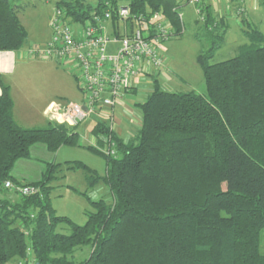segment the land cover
Returning <instances> with one entry per match:
<instances>
[{
	"label": "trees",
	"instance_id": "1",
	"mask_svg": "<svg viewBox=\"0 0 264 264\" xmlns=\"http://www.w3.org/2000/svg\"><path fill=\"white\" fill-rule=\"evenodd\" d=\"M105 1L121 0H59L57 6L83 21ZM127 1L135 12L161 10L176 35L183 34L176 0ZM205 15L210 48L198 61L206 93L156 84L141 104L138 135L117 137V157L88 146L106 157L104 178L80 161L47 163L37 181L15 178L16 162L29 158L32 146L55 152L78 145L79 135L61 124L19 125L11 88L0 77V264H264V33L246 29L249 42L237 55L211 63L228 26L207 5ZM27 38L18 6L0 0V50L19 51ZM64 165L83 169L90 187L103 180L113 195L111 203L92 201L95 210L86 211L83 225L58 215L51 204L56 172ZM7 180L39 190L22 195L6 188ZM86 246L88 257L76 262L75 253Z\"/></svg>",
	"mask_w": 264,
	"mask_h": 264
},
{
	"label": "rangeland",
	"instance_id": "2",
	"mask_svg": "<svg viewBox=\"0 0 264 264\" xmlns=\"http://www.w3.org/2000/svg\"><path fill=\"white\" fill-rule=\"evenodd\" d=\"M58 1L12 0L18 6L20 20L28 32L27 43L20 50L24 55L21 56V64L17 74L13 77L12 86H10L16 99V101L14 100L16 103V121L23 127L47 128L54 125L55 123L44 114V110L52 102L80 101L77 82L70 71L62 67L53 58L29 53L31 47L45 44L52 35L50 19L57 9ZM89 1L96 3L97 0ZM127 2V0L120 1V3ZM241 6L246 13L244 2ZM239 7L240 5L236 2H226L225 5L218 8V11L227 19L229 28L223 45L214 52L210 59L211 63L224 61L237 55L240 46L249 42L245 33L246 29H258L264 33V9L261 7L257 11L253 10V15L245 14V20L243 15L238 14ZM182 11L185 26L183 34L174 35L159 46L160 52L167 58L168 65L157 76H140L132 79L129 85L135 87L136 90L134 92L129 91L123 98L118 99L119 105L127 106L131 110L128 114L130 118L124 124L128 125V128L124 127L130 130L128 134L133 139L138 135L141 128L143 116L141 104L147 100L156 84L161 90L172 92L194 91L205 94L207 91L198 55L209 50L210 39L204 35L206 31L204 22L199 20L195 6L192 4L183 5ZM113 48V45L109 46V49ZM124 118H126L125 115ZM91 126L92 120H89L78 128H74L79 135L78 145H63L62 149L61 146L55 151V154L60 152L56 162L51 158V160L41 158L40 149H34L29 165H27L28 161L18 160L19 162H16L17 172L30 177L29 179H36L42 177L43 172L47 169V163L64 164L66 161H80L104 178L107 171L106 157L90 150L87 145H83V136L89 133ZM128 134L126 132L125 135ZM56 175L60 177L53 182L51 204L59 215L68 216L77 224H85L84 211L86 209L95 210L92 201L104 199L111 203L113 200L110 187L103 180L93 187L89 186L83 169L68 171L64 165L62 171H57ZM61 175L65 176L61 177ZM71 187H74L77 192L72 191ZM73 195L81 198V203L72 199ZM83 205L89 207L83 208ZM62 226L64 232H70L68 225ZM261 252L264 254V231L261 232ZM89 253L90 247H83L75 253L73 259L76 262L81 261L88 257Z\"/></svg>",
	"mask_w": 264,
	"mask_h": 264
},
{
	"label": "built area",
	"instance_id": "3",
	"mask_svg": "<svg viewBox=\"0 0 264 264\" xmlns=\"http://www.w3.org/2000/svg\"><path fill=\"white\" fill-rule=\"evenodd\" d=\"M208 1L176 0L182 32L185 30L182 6L194 5L199 20L205 22ZM243 2L239 0V15L245 12ZM50 24V40L31 47L29 53L53 58L70 71L82 99L52 102L45 114L55 124L75 129L92 120V132L83 136V144L115 158L119 154L118 99L134 88L129 85L132 79L157 76L164 70L168 61L159 46L176 35V31L161 10L135 12L128 2L114 5L105 1L100 12L93 11L83 21L70 19L66 10L57 6ZM110 45L114 48L109 49ZM5 187L22 195L39 190L34 185L16 186L11 180L5 182Z\"/></svg>",
	"mask_w": 264,
	"mask_h": 264
},
{
	"label": "crops",
	"instance_id": "4",
	"mask_svg": "<svg viewBox=\"0 0 264 264\" xmlns=\"http://www.w3.org/2000/svg\"><path fill=\"white\" fill-rule=\"evenodd\" d=\"M226 2H234V3L236 2L237 4H239V0H230V1L229 0H209L207 2V6L209 7L210 11L215 16L224 17V15H222L218 11V8L223 6V5H225ZM244 4L246 6V13H245L246 15H247V13H250L251 15H253L254 13L252 11L253 10L257 11L261 7L264 9V0H244ZM224 19L227 22V19L225 17H224ZM227 26L229 28V23L228 22H227ZM50 38H51V35H50ZM50 38L47 40V42L50 40ZM21 56H23V53H21L20 50L19 51H1L0 50V77H1V79H2L4 84L12 86L11 84L13 82V77H15V75L17 74L19 65L21 64V59H22ZM160 73H162V71ZM135 90H136V88L134 87L130 91L134 92ZM1 93H2V86L0 85V94ZM12 93H13V89H11V95H12L13 99L16 101L15 96ZM79 95H80V99L79 100H81L82 98H81L80 92H79ZM15 101H14V103H15ZM45 110H44V114H45ZM129 111H131V110H129V107H127V106L118 105V107H117V114H118V133H117V136L122 138L125 141H129V140L133 139L128 134V132H130V130L127 129L128 125L127 126L124 125L125 122H127V119L130 118L128 116ZM124 115H125L126 118H124ZM14 118L16 120V103H15V106H14ZM128 121L132 122L131 120H128ZM124 126H126L127 128H125ZM26 128H29V127H26ZM91 128H92V126H91ZM89 132L91 134L92 131H89ZM126 132H127L128 135H125ZM84 145H86V144H84ZM62 148H63V146L61 147V149ZM34 149H40V153H41L40 156H42L41 158H43V159L44 158L46 160H51L52 159V160H54V162H56V160H58L60 152L55 154V152L50 151L44 144L38 143V144H35L34 146H32V148H31V156L29 158H27V159H20V161H28L27 165H29L31 163V161H32V153H33ZM52 155H54V156H52ZM18 162L19 161H17V163ZM12 175L15 178H17L19 181H23V182H33V181H37V180L40 179V177L36 178V179H29L30 177L21 175L20 173L17 172L15 166H14V168L12 170ZM71 189H72V191L77 192V190L74 187H71ZM72 199L77 201V203H81V198H79L78 196H74L73 195ZM89 199L91 200V198H89ZM87 207H89V206L88 205H83V208H87ZM86 211H88V210L86 209L84 211L85 216H86ZM62 216H65V215H62ZM86 220H87V217H86ZM16 263L17 262H15L14 264H16Z\"/></svg>",
	"mask_w": 264,
	"mask_h": 264
}]
</instances>
